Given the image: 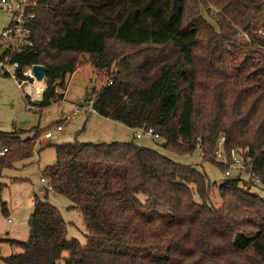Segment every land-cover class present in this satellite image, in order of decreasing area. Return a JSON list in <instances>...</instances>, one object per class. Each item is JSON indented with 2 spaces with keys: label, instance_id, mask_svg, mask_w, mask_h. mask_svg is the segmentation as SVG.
I'll list each match as a JSON object with an SVG mask.
<instances>
[{
  "label": "trees",
  "instance_id": "1",
  "mask_svg": "<svg viewBox=\"0 0 264 264\" xmlns=\"http://www.w3.org/2000/svg\"><path fill=\"white\" fill-rule=\"evenodd\" d=\"M34 14L31 45L2 55L46 67L35 104L62 98L87 57L105 77L85 93L97 114L212 163L223 136L264 185V0H38ZM44 132L0 131V169L30 158ZM48 144L42 175L81 213L86 241L67 237L44 186L27 238H0L20 249L5 264H264V198L240 178H224L215 206L204 170L134 141Z\"/></svg>",
  "mask_w": 264,
  "mask_h": 264
},
{
  "label": "rangeland",
  "instance_id": "2",
  "mask_svg": "<svg viewBox=\"0 0 264 264\" xmlns=\"http://www.w3.org/2000/svg\"><path fill=\"white\" fill-rule=\"evenodd\" d=\"M6 19L4 13L0 11V26L7 22ZM87 60V57H81L82 65L78 66L75 74H72L73 76L70 75L71 78L67 77L65 87L58 89L63 97L43 107L35 104L38 98L32 101L30 99L33 106L28 104L23 97L24 92L17 87L14 78L0 75V131L11 133L18 129L31 130L33 127H39L44 131L52 132L53 137L48 140L49 143L73 141L74 139L94 143L134 141L138 145L155 149L174 161L204 170L209 181L215 184L211 190V200L215 206L221 204L217 187L226 176L240 178L239 184L244 186L249 184V191L264 198V185L260 183V180L259 182L255 181V176L250 168L247 169L244 165L243 158L236 149L243 169L240 167L231 168L230 175H225L224 170L229 165H221L215 160V164L208 160L202 161L200 147H196L191 153L179 154L165 148L160 138L152 139L147 134H142L141 138H137L132 130L126 129L123 125L93 112L89 113L91 103L85 100V93L92 86L98 88L104 83L105 77L103 71H98ZM75 108L79 109L78 113L74 112ZM57 124L62 126L61 131H56ZM136 131L142 133L141 130ZM31 135L30 132L21 134L22 138ZM40 139H38L40 142L35 143L34 152L30 158L14 162L11 168L0 169V180L5 184L1 192L0 238L25 240L28 236V218L33 209V195L37 194L44 198L46 183L40 182V177H43L41 171L46 165L55 161V149L51 144L44 146V142ZM223 144L222 141V148ZM223 151L226 152L225 149ZM193 197L199 201L195 191ZM47 199L58 207L67 222V237H74L84 243L86 230L82 223L81 213L77 209H69L68 205L71 202L53 190H47ZM19 251V248L10 245L9 242L0 241V264H5L2 257ZM57 264H64L63 259H60Z\"/></svg>",
  "mask_w": 264,
  "mask_h": 264
},
{
  "label": "built area",
  "instance_id": "3",
  "mask_svg": "<svg viewBox=\"0 0 264 264\" xmlns=\"http://www.w3.org/2000/svg\"><path fill=\"white\" fill-rule=\"evenodd\" d=\"M38 5V0H0V11L8 15V23L0 29V45L2 51L0 52V75H8L14 78L16 81L17 87L20 88L29 100H36L45 90V83L43 78L41 81L36 80L32 66L25 65L21 67L17 61L11 59L10 54L2 55L3 50L8 48L10 51L18 50L20 46L25 44L31 45L29 41L30 28L28 23L34 17V9ZM94 111L93 109H89ZM74 112L78 113L79 109L75 108ZM56 131H60L62 126L56 125ZM142 133L136 132L135 137L140 138L142 134H147L149 136L157 138L156 134H153L151 131H143ZM41 137V139H40ZM39 139L42 142L53 137L52 132L46 131L40 135ZM222 141L224 142V137L220 136L216 148L213 153V159L219 162L221 165L227 166L224 170L225 175H230L231 168L240 167L242 168L241 160L237 157L236 150L230 149L226 150ZM226 150V152L223 151ZM7 148L0 149V155H3L6 152ZM230 162V163H229ZM239 168V170H241ZM243 169V168H242ZM255 181L259 182V179L255 176ZM40 182L46 183L45 186L47 189H51L50 184L48 183L45 177L40 178Z\"/></svg>",
  "mask_w": 264,
  "mask_h": 264
},
{
  "label": "water",
  "instance_id": "4",
  "mask_svg": "<svg viewBox=\"0 0 264 264\" xmlns=\"http://www.w3.org/2000/svg\"><path fill=\"white\" fill-rule=\"evenodd\" d=\"M33 74L36 78V80L41 81L43 78H45L46 74V67L41 64H34L32 66ZM41 97L37 99V101H40Z\"/></svg>",
  "mask_w": 264,
  "mask_h": 264
},
{
  "label": "crops",
  "instance_id": "5",
  "mask_svg": "<svg viewBox=\"0 0 264 264\" xmlns=\"http://www.w3.org/2000/svg\"><path fill=\"white\" fill-rule=\"evenodd\" d=\"M2 13H4V12H2ZM4 15H5L6 18H7V19H6L7 22H5L3 25H1L0 28H1V27L3 28L4 25H5L6 23H8V15H7L6 13H4ZM1 51H2V48H1V45H0V52H1ZM74 74H75V73H74ZM74 74H73V75H74ZM73 75H71V76H73ZM71 76H70V78H71ZM92 112L95 113V114H97L95 111H90V110H89V113H92ZM97 115H99V114H97ZM104 118H105V117H104ZM106 119H108V118H106ZM108 120H110V119H108ZM114 122H116V121H114ZM116 123H119V122H116ZM119 124H120V125H123V124H121V123H119ZM123 126H124L126 129L132 130L133 133H134V136H135V133L137 132L136 130H140V129H131V128L125 126V125H123ZM61 130H62V129H61ZM61 130H60V131H61ZM140 138H141V137H140ZM151 138L154 139L155 137H152V136H151ZM48 140H49V139H48ZM48 140H46V142H47ZM40 178H41V177H40ZM50 190H51V189H50ZM40 193H41V192H40Z\"/></svg>",
  "mask_w": 264,
  "mask_h": 264
}]
</instances>
